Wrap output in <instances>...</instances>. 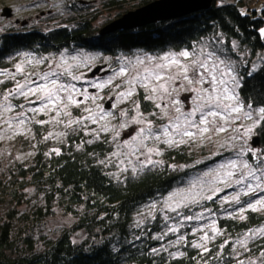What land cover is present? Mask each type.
<instances>
[{"label": "trees", "instance_id": "1", "mask_svg": "<svg viewBox=\"0 0 264 264\" xmlns=\"http://www.w3.org/2000/svg\"><path fill=\"white\" fill-rule=\"evenodd\" d=\"M149 1L104 0L96 11L76 12L55 24L9 28L0 33V68H5L7 57L19 49L38 54L69 47L107 54L134 49L153 53L189 50L204 41L223 40L227 49L236 42L248 51L238 67V93L245 103L264 107V0H214L209 8L182 17L99 32L102 26L95 23L98 10L128 4V11ZM141 101L144 111L152 110L145 99ZM256 133L264 145V119H260ZM59 151L57 155L39 147L29 161L0 171V264H205L198 255L201 250L191 246L195 242L191 235L175 247L162 246L172 236L156 237L164 223L159 213L142 223L135 222L136 213L146 202L165 194L194 169L207 166L209 161L199 159L195 150L184 144L168 147L161 166L117 176L104 163L111 152L106 136L90 139L82 131L70 132ZM29 189L36 192L41 203L32 202ZM200 205L194 207L214 209L216 226L222 232L207 245L221 258L210 259L207 264H237V253L246 259L245 264H264V237L249 239L247 249L235 251L238 238L264 224V211L248 210L244 212L246 219H240L220 211L215 197L204 199ZM55 206L71 213L75 221L56 238H42L43 246L37 247L32 230L53 213ZM78 229L86 236L74 242L72 233ZM224 241L229 243L221 252L218 246ZM180 252L185 255H170Z\"/></svg>", "mask_w": 264, "mask_h": 264}, {"label": "rangeland", "instance_id": "2", "mask_svg": "<svg viewBox=\"0 0 264 264\" xmlns=\"http://www.w3.org/2000/svg\"><path fill=\"white\" fill-rule=\"evenodd\" d=\"M103 1L104 0H0V33L7 31L12 27L20 29L31 26L51 25L56 22L65 21L76 12L96 11L102 7L101 5ZM243 1L254 3L260 0ZM134 2L136 3L138 1ZM127 6L128 4L124 5L123 8L114 7L107 10L102 9V11L98 10L97 13L99 16L95 19V23L98 26H103L106 21L111 18L120 16L116 14L121 12L124 13ZM4 7L11 9V15L9 17L2 15ZM262 32H264V27L262 28ZM224 45L223 40H221V42L217 41L216 43L204 41L193 49H187V51L192 53V58L199 59H204V54L214 53L215 57L224 61V64H221L220 68L227 72L228 67H231L232 76H234L238 84H240L238 67L241 61H244L249 53L247 50L240 49L236 42H233L232 49H227ZM184 50H166L151 53L141 49H134L133 51H120L116 54H107L99 50L84 47H69L57 52L38 54L32 51L19 49L7 57L9 64L5 68H0V73H15V65L20 63L23 65L26 72H31L33 74L48 71L50 65L53 67L60 65L57 70L63 71L65 68H68L73 75L80 76L82 79L80 81H74V83H76L77 87L81 88V90L85 87L88 88V93L96 95L97 99L95 102L89 100L86 105H81L80 108H71V118H78L81 115H87V113L83 112L85 106L92 108L94 112H98L100 108H103L105 112H111L112 116L100 121L99 125L86 122L88 123V127L79 131H82L85 136L90 139H97L96 132L99 133V138L102 136L107 137L111 152L104 159V163L113 175L117 176L125 173L135 174L146 168L161 166L163 164V151L170 146L152 140L146 141L145 152L146 148L156 147L159 148L161 154H152L151 159L154 162L159 161V163L147 165L146 167H143V169H141L136 156H130L128 159H125L123 155H114L115 153L130 151V149L123 147L125 142L132 144L133 148L137 147V145L133 143V137L137 136L138 130L143 127V125L134 122V117H136L137 112L133 101L139 104V112L144 113L146 119L153 122L154 127L163 123L158 119L160 110L155 107L156 103L162 102L159 99L155 101L145 99L144 97L148 95V93L143 88L139 87L135 89V94L130 99L121 101L119 93L127 89L128 84L126 81L131 78V72L134 70V67H143L142 65H137L138 59L146 60L147 57L158 58L168 53H179ZM73 57L76 59H73ZM29 60L31 63H27ZM36 60H43V63L36 64ZM76 65H79V67H76ZM97 66H101V69L98 73L91 75L92 70ZM122 67L128 70L129 75H116ZM224 78L229 81V87H234L230 76L226 75ZM22 79L23 77L17 73L16 80ZM0 80L4 81L3 84H0V103H3L2 94H6L7 89H12L15 81L10 75H0ZM109 80H111V83H105ZM91 83H104L105 86L103 88H93L89 86ZM117 85H120L121 87H117ZM204 87H207V85H204ZM238 88H236L237 93ZM174 95H176L178 99L184 101L185 97H191L193 94L186 92L184 89H178ZM142 98L149 103L150 109H152L149 110V112L142 109ZM239 101L244 105L245 112L251 111V118L244 116L243 113L233 114L231 122L225 125L226 131L220 133L211 132L204 138H197L195 140H189L187 143H182L195 150L199 159L201 158L205 159L204 161H209L207 166L201 169H194L192 173L176 183L165 194L146 202L136 213V223L144 222L146 217L151 219L155 218L159 213L164 223L161 233L159 235L157 234L156 237L164 238L172 236V238L163 242L162 246L175 247L179 245L170 244L169 242L176 241L181 234H184L186 239L188 238V235H191L195 242H199V237L203 233L196 231L193 234L192 226H202L211 223L213 220L215 221L216 212L214 209L194 207L200 205L208 195L215 197V200L218 202V208H221L220 211L225 210L224 213H233L239 217L238 210L241 207H247V202H254L258 197H264V192L244 195L241 191L243 186L235 183L237 176L229 178L227 183H219L217 180L218 176L225 177V173L228 171L227 169H222L220 166L226 164L231 159H237L238 163L240 161H246L253 168H255L258 159H264V145L260 142L258 144L252 143L253 138L257 136L256 128L261 119L258 112L260 107L252 106V109H249V104L245 103L240 96ZM107 102L110 103L109 108L105 107ZM11 103L25 104L26 106H29L23 97L11 98ZM31 106L34 107L35 105ZM189 106L194 105L185 103L184 109L187 110ZM122 110L126 111L127 114L123 116L120 115ZM19 111L20 109L16 108L13 112L4 113L3 109L0 108V116H2V118H0V171L3 172L16 163L29 161L39 147L45 148L47 152L52 151V149H59L60 145L64 143L67 134L73 132L72 129L66 128L63 125H40L33 121L26 126V128H30L31 131H25L24 134H16L14 129L8 127L5 120L15 124V121L11 118ZM153 112L156 113V116L149 115ZM41 119L47 120L49 119V116L38 115L35 117V120ZM63 119L67 121L69 117H64ZM105 124L109 131L100 130V125ZM122 124L124 125L123 127H121ZM18 128L19 126H17V129ZM93 129H95L96 132H93ZM50 132L53 133L52 137L45 140L44 137ZM59 133H64V135L60 136L58 135ZM209 136L210 138H208ZM137 155H139V152H137ZM215 157L220 158L214 162H210V160ZM145 158L144 155H140L141 161L145 160ZM121 160H124L123 164L120 163ZM179 167L184 168L185 165H179ZM133 168H135L136 171H133ZM243 172L246 174L247 170H243ZM205 173H210V175L205 176ZM237 174L239 175V173ZM253 183H255V181H253ZM217 189H219V191H216L213 195V191ZM177 191H183L186 193L189 201L193 196L199 201V203H189L188 207H181L177 212L182 213L185 216L195 213H204L206 218L198 221H182L179 231L171 233L168 232V228L175 226L179 217L177 216V212L169 210L167 204L173 203L172 201H168V197ZM28 192L33 199L32 202L35 201L36 203H41V199L35 191L29 189ZM236 195H239L241 203L231 202L232 197ZM226 200L229 202L226 203ZM165 217H177V219L166 220ZM74 221L75 217L71 213H66L62 207L55 206L53 213L41 221L32 230L36 246H43L42 238H56L63 229L72 225ZM17 225L20 226L23 224L17 223ZM186 226H190L188 231L184 230ZM257 228H264V224ZM205 231H208V229H205ZM165 232H167V235H165ZM209 235H212L210 231ZM85 236L86 233L83 230L78 229L72 233V240L74 242H81ZM240 249V245L236 243L235 251L240 252ZM236 256H239L240 259L246 261V259L240 254L237 253Z\"/></svg>", "mask_w": 264, "mask_h": 264}, {"label": "snow or ice", "instance_id": "3", "mask_svg": "<svg viewBox=\"0 0 264 264\" xmlns=\"http://www.w3.org/2000/svg\"><path fill=\"white\" fill-rule=\"evenodd\" d=\"M73 59L76 58L73 57ZM146 60H137V65H142L143 67H134V70L131 72V78L126 81L128 87L125 91L119 93V97L121 101L130 99L135 94L137 87L143 88L148 93L144 97L145 99L153 101L159 99L162 102L156 103L155 107L160 110L158 119L163 123L154 127L153 122L147 120L144 113L139 112V104L133 101L137 112L134 122L143 125L138 130L137 136L133 137V143L137 147L133 148L132 144L125 142L123 147L130 149V151L119 152L114 155H123L125 159H128L130 156H136L141 169H143L147 165L159 163V161L154 162L151 159L152 154H161L159 148L156 147L146 148V152L144 151L146 147L145 142L148 140L164 143L170 147L178 146L179 144L187 143L189 140L204 138L211 132L220 133L226 131L225 125L231 122L233 114L243 113L244 116L251 118V111L245 112L244 105L239 101V96L236 92L239 84L236 78L232 76L231 67H228L227 72L221 69L220 65L224 64V61L215 57L214 53L204 54V59H199L192 58V53L184 50L179 53H168L158 58L147 57ZM27 63H31V61L29 60ZM35 63L41 64L43 60H36ZM59 67L60 65H56L55 67L50 65L48 71L33 74L26 72L23 65L18 63L15 65V73H0V75H10L15 81L14 87L7 89L6 94H2L3 103H0V108L3 109L4 113L13 112L16 108L20 109L11 118L15 121V124L5 120L8 127L14 129L16 134H24L25 131H31L26 126L33 121L40 125H63L76 132L86 129L88 127V123L86 122L99 125L100 121L112 116L111 112H105L103 108H100L98 112H94L92 108L85 106L83 112L87 113V115L71 118V108H80L81 105H86L89 100L95 102L97 96L89 94L86 87L83 90L77 87L74 81H80L82 79L80 76L73 75L68 68L59 71L57 70ZM76 67H79V65H76ZM17 73L23 77L22 80H16ZM116 75L126 76L129 75V72L126 68L122 67ZM226 75L232 78L234 87L228 86L229 81L224 78ZM3 83L4 81L0 80V84ZM105 83H111V80ZM204 85H207V87H204ZM89 86L103 88L105 84L91 83ZM117 87L121 86L117 85ZM178 89H184L193 95L185 97L184 101H182L174 95ZM17 97H23L29 106L25 104H12L11 98ZM185 103L194 106H189L185 110ZM248 108L252 109V105L249 104ZM258 112L260 118L264 119V107H260ZM126 114L124 110L120 113L122 116ZM38 115H48L49 119L35 120V117ZM149 115L156 116V113L153 112ZM64 117H69V119L65 121ZM17 126H19L18 129ZM123 126L122 124L121 127ZM100 130L109 131L106 124L100 125ZM92 131L96 132L95 129ZM52 135L53 133L50 132L44 139L47 140ZM58 135L63 136L64 133H59ZM96 138H99L98 132H96ZM87 142L91 143L92 141ZM52 151L57 155L60 154L59 149H52ZM137 152H139V155H137ZM140 155H144L146 157L145 160L141 161ZM120 163L123 164L124 160H121ZM220 167L228 171H226L225 177H217L219 183H227L229 178L237 176L235 183L243 186L241 191L244 195L264 192V159H258L255 168L246 161L238 163L237 159H231ZM132 170L136 171L135 168ZM243 170H247L246 174H244ZM208 175L210 173H205V176ZM216 191H219V189L214 190L213 195ZM205 199L211 200L213 196L208 195ZM168 201L173 202L167 204V207L172 212H177L181 207H188L189 203H199L194 196L189 201L188 195L183 191L173 193L168 197ZM225 202L229 201L226 200ZM231 202L241 203L239 195L233 196ZM248 210L254 212L264 211V197H258L254 202H247V207H241L238 210L240 219H246L243 213ZM229 215L232 216L233 214L230 213ZM177 216L179 217L177 224L169 227L168 232H178L182 221H198L206 218L204 213L185 216L177 212ZM165 219L175 220L177 217H165ZM192 229L193 234L196 231L203 233L199 237V242H193L191 246L201 250L198 255H200L201 259H204L205 264L210 259H220L221 257L212 254V249L207 246L210 241L216 239L217 235H222L220 229L216 227L215 221L213 220L211 223L202 226H192ZM205 229H208V231H205ZM209 231L212 235H209ZM165 235H167V232H165ZM257 236L264 237V228H257L245 233L235 243L239 244L242 249H247V241ZM160 238L162 239L163 237ZM185 239V235L181 234L176 241H170L169 243L179 244L184 242ZM228 243V241H224L223 245L218 246L219 250L222 252L223 247ZM152 251L158 252L159 249H152ZM170 255L178 257L185 255V253L180 252ZM262 255H264V251H262ZM236 259L237 264H245L244 259H240L239 256ZM249 264H254V262L250 261Z\"/></svg>", "mask_w": 264, "mask_h": 264}, {"label": "water", "instance_id": "4", "mask_svg": "<svg viewBox=\"0 0 264 264\" xmlns=\"http://www.w3.org/2000/svg\"><path fill=\"white\" fill-rule=\"evenodd\" d=\"M214 0H151L141 6L122 13L119 17L109 21L99 30L100 33H109L120 29H129L146 25L148 23L182 17L190 13L209 8ZM2 15L9 17L11 9L4 7ZM101 66L95 67L91 75L99 72ZM106 108L110 107L107 102ZM253 144L259 139L253 138Z\"/></svg>", "mask_w": 264, "mask_h": 264}]
</instances>
